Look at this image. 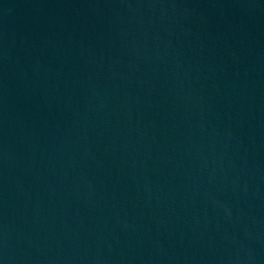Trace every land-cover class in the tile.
<instances>
[{
  "label": "water",
  "instance_id": "1",
  "mask_svg": "<svg viewBox=\"0 0 264 264\" xmlns=\"http://www.w3.org/2000/svg\"><path fill=\"white\" fill-rule=\"evenodd\" d=\"M0 264H264V0H0Z\"/></svg>",
  "mask_w": 264,
  "mask_h": 264
}]
</instances>
